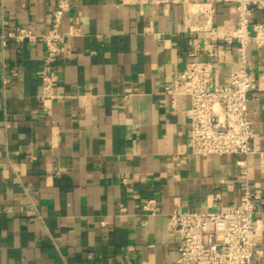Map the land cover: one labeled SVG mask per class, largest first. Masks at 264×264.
<instances>
[{"label": "crops", "instance_id": "1", "mask_svg": "<svg viewBox=\"0 0 264 264\" xmlns=\"http://www.w3.org/2000/svg\"><path fill=\"white\" fill-rule=\"evenodd\" d=\"M61 1L0 0V264H179L173 213L233 209L247 180L264 194V49L247 48L257 152L243 178L242 155L192 153L191 100L179 84L197 44L215 50L216 83L230 81L235 4L214 2L219 33L207 36L193 30V4L208 0L169 8L68 0L56 98L46 99L44 44L3 45L1 36L13 28L47 32ZM263 20L253 8L250 21ZM151 199L156 210L146 212ZM256 218L253 264H264L263 204Z\"/></svg>", "mask_w": 264, "mask_h": 264}, {"label": "built area", "instance_id": "2", "mask_svg": "<svg viewBox=\"0 0 264 264\" xmlns=\"http://www.w3.org/2000/svg\"><path fill=\"white\" fill-rule=\"evenodd\" d=\"M182 0H127L133 6L162 5L166 8ZM216 0L193 4V14L199 19L193 30L207 36L218 35L214 25ZM236 6L237 26L226 41L238 43L237 67L230 81H215V50L211 44H197L191 52L196 58L179 77L184 94L191 105L186 114L189 119L190 148L196 155H242L238 161L243 178H248L247 158L257 151L252 146L256 137L249 117L251 91L255 85L248 73L247 48L254 43L264 49V20L251 22L253 8L264 14V0H223ZM68 0H62L54 11V23L47 32L36 34L29 28H13L3 32L2 44L42 42L45 47L41 77L42 94L46 99L56 98V59L66 43L67 33L60 27L65 14L71 10ZM252 32V33H251ZM204 55V59H198ZM16 74V72L14 73ZM7 79H5V82ZM260 168L264 173V151L258 152ZM259 204L264 205L261 190L246 181L239 204L229 210L196 212L177 210L169 218V227L180 236L179 264H253L255 246L260 239L261 226L256 218ZM156 199L148 200L143 208L155 212ZM126 264H135L127 262Z\"/></svg>", "mask_w": 264, "mask_h": 264}]
</instances>
